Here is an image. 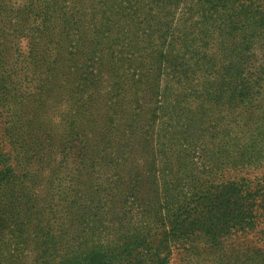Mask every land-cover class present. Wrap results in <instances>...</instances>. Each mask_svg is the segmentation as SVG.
<instances>
[{"label": "trees", "instance_id": "1", "mask_svg": "<svg viewBox=\"0 0 264 264\" xmlns=\"http://www.w3.org/2000/svg\"><path fill=\"white\" fill-rule=\"evenodd\" d=\"M37 2L19 8L35 23L25 63H46L39 102L60 120L43 138L31 99L9 101L0 37V264H171L197 234L212 264H264L222 243L256 226L264 186L213 181L256 159L264 0Z\"/></svg>", "mask_w": 264, "mask_h": 264}, {"label": "rangeland", "instance_id": "2", "mask_svg": "<svg viewBox=\"0 0 264 264\" xmlns=\"http://www.w3.org/2000/svg\"><path fill=\"white\" fill-rule=\"evenodd\" d=\"M37 0H2L0 2V37L5 35L7 38L4 64L8 69L16 70L17 77L13 74L9 86L11 87L10 102L17 96L24 99H31L29 109L30 115L38 116V120H41L42 126L40 127V134L43 138L46 137V127L50 125V119L59 123L60 115L56 112L52 113L49 109V105L39 102L40 93V80L45 77L46 63H32L27 65L29 58V36L27 35L28 26L34 25L32 18H28L27 14H23V11L19 8L25 5H35ZM19 9V10H18ZM26 62V63H25ZM26 64V65H25ZM25 65V66H24ZM24 66V67H23ZM14 95V96H13ZM34 95V96H32ZM32 96V97H31ZM20 101V100H19ZM18 101V102H19ZM34 106L33 108H31ZM7 106L2 104L0 100V149H9V144L5 138V128L8 126L9 115L7 112ZM261 115V116H260ZM41 118H40V117ZM262 114L256 115L251 127L247 129L245 135V142L253 141L255 151L253 156L255 160H251L247 165L225 163L219 166L217 169V176L213 180L215 185L229 183H235L240 188L241 186L247 189V191L258 190L261 186H264V117ZM39 128H30L29 134H34V130ZM46 132V133H45ZM263 133L262 135L260 134ZM45 133V134H44ZM237 134V130L234 135ZM253 136L252 139L250 137ZM44 142V141H43ZM247 145H249L247 143ZM30 146L26 148L29 149ZM11 149V148H10ZM12 156H16L21 160L26 159V155L29 152L21 151V149L12 148ZM25 154V157H23ZM198 154V153H197ZM71 166H68V171ZM67 170H59V176H66ZM203 168H198L197 172H201ZM58 176V175H57ZM49 189H51L49 187ZM50 193V192H48ZM53 193V192H51ZM50 193V194H51ZM259 197L264 199V189L259 194ZM264 206V205H263ZM261 206V207H263ZM259 218L257 224L250 232L240 234V236L227 237L222 240L224 248L232 252V248H242L248 255H252L257 250H264V207L258 212ZM210 242L203 234H197L192 238V241H187L184 244L174 242V254L171 264H212L214 258L209 257L208 248ZM257 254L254 255L256 257Z\"/></svg>", "mask_w": 264, "mask_h": 264}]
</instances>
